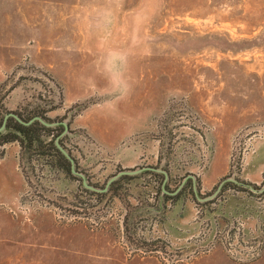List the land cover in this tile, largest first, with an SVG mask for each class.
I'll return each instance as SVG.
<instances>
[{
    "label": "rangeland",
    "instance_id": "1",
    "mask_svg": "<svg viewBox=\"0 0 264 264\" xmlns=\"http://www.w3.org/2000/svg\"><path fill=\"white\" fill-rule=\"evenodd\" d=\"M5 92L8 108L68 122L86 178L167 170L180 196L73 212L80 180L33 171L7 142L0 162L21 179L0 177V264H264L263 222L226 211L231 196L264 210V173L244 175L264 139V0H0Z\"/></svg>",
    "mask_w": 264,
    "mask_h": 264
},
{
    "label": "trees",
    "instance_id": "2",
    "mask_svg": "<svg viewBox=\"0 0 264 264\" xmlns=\"http://www.w3.org/2000/svg\"><path fill=\"white\" fill-rule=\"evenodd\" d=\"M6 95L7 92L0 95V126L4 122L5 115L10 111L17 112L20 117L26 121H29L36 115L42 116L47 121H53L46 115L45 110L42 108L33 109L30 113H26L21 109L13 110L8 108L5 102ZM64 130L65 125L61 121L55 125H48L41 119L36 118L30 123H24L16 116L10 115L6 120V128L4 130H0V147L7 142L17 141L21 148V162L22 159H26L27 162L33 163V171L36 169V164L38 163L42 164L43 167L45 166L52 169L58 174L79 179L80 187H78L76 191H73L71 195L64 196V199L68 203V206L66 207L70 211L86 213V216H88L89 209L93 208L95 205L105 202L106 205L111 206L116 202V200H120L122 203L129 206L131 203L133 204L137 201V203H140L137 204L140 208L142 207L141 204L148 202L152 190H154L155 201L158 200L159 195L162 192L167 195V198H171L173 200H176V198L180 196V194L168 195L167 192H164V187L171 190L169 183L171 179L165 181V173L154 169H145L136 173H123L112 180L107 189H104V187L107 185L108 181L100 183L88 176V182L96 188L87 186L83 177L73 172L71 160L57 144V138H59L61 144H63L75 158L76 169H80L79 160L73 148H71L67 143V141H69L68 134L63 135ZM123 169L124 168H121L120 170ZM23 171H25V169ZM146 177H148V180H145ZM236 183L237 182H234V184ZM153 204H155V202H151V205ZM131 215V212L126 213L123 220L126 231L129 235L132 233L129 224ZM136 230L137 229H135V231ZM136 239H142V242L147 241L146 236L141 235Z\"/></svg>",
    "mask_w": 264,
    "mask_h": 264
},
{
    "label": "crops",
    "instance_id": "3",
    "mask_svg": "<svg viewBox=\"0 0 264 264\" xmlns=\"http://www.w3.org/2000/svg\"><path fill=\"white\" fill-rule=\"evenodd\" d=\"M7 105V102H6ZM14 109V108H10ZM16 143V142H13ZM7 165L3 162H0V177L7 176L10 173L14 175V164L10 167H6ZM17 173V172H16ZM264 173V139H260L257 142V148L255 153L252 155V159L250 160L249 164L246 166L245 169V177L248 178L251 181L254 182H260L262 180ZM18 179H21V174L19 176V173H17ZM1 177V178H2ZM235 201V202H234ZM253 202V200H244L242 198H236L234 199L233 196L229 199V202L226 204V211L229 214H240L243 219H251L258 225H260L261 222L264 225V210L258 211L257 207L255 205V208L253 207L252 213H249L247 205L249 203ZM179 232V231H178ZM183 234V233H180Z\"/></svg>",
    "mask_w": 264,
    "mask_h": 264
},
{
    "label": "water",
    "instance_id": "4",
    "mask_svg": "<svg viewBox=\"0 0 264 264\" xmlns=\"http://www.w3.org/2000/svg\"><path fill=\"white\" fill-rule=\"evenodd\" d=\"M10 115H14V116H16L20 121H22V122H24V123H30L31 121H33L34 119H36V118H39V119H41L44 123H46V124H48V125H53L54 123H58L59 121H57V122H50V121H47L46 119H44L42 116H40V115H36V116H34L33 118H31L29 121H26V120H24V119H22V117H20V115L17 113V112H15V111H10V112H8L6 115H5V119H4V122H3V124L0 126V130H4L5 128H6V120H7V118L10 116ZM62 123H64V125H65V130H68V128H69V124H68V122L67 121H61ZM57 144H58V146H59V148L67 155V157L71 160V163H72V170H73V172L74 173H76V174H81V176L83 177V180H84V182H85V184L87 185V186H90V187H92V188H96L95 186H93V185H91L89 182H88V180H87V178L85 177V175L84 174H82L81 172H79L77 169H76V164H75V158L72 156V154L64 147V145L63 144H61V142L59 141V138H57ZM143 169H145L144 167H142V168H136V169H123V170H121V171H119L117 174H115L113 177H111L109 180H108V182H107V185L104 187V189H107L108 188V186H109V184H110V182L112 181V180H114L115 178H117L119 175H121V174H123V173H136V172H139V171H141V170H143ZM165 172V176H166V178H165V181L168 179V177H169V172L166 170V171H164ZM164 191H167V189L164 187Z\"/></svg>",
    "mask_w": 264,
    "mask_h": 264
},
{
    "label": "clouds",
    "instance_id": "5",
    "mask_svg": "<svg viewBox=\"0 0 264 264\" xmlns=\"http://www.w3.org/2000/svg\"><path fill=\"white\" fill-rule=\"evenodd\" d=\"M125 62V54L118 50L109 51L105 62L106 69L111 74L114 86L122 95L127 92V83L122 71V66Z\"/></svg>",
    "mask_w": 264,
    "mask_h": 264
}]
</instances>
